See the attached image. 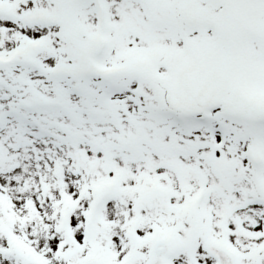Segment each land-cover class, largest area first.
Returning a JSON list of instances; mask_svg holds the SVG:
<instances>
[{
	"label": "snow or ice",
	"instance_id": "1",
	"mask_svg": "<svg viewBox=\"0 0 264 264\" xmlns=\"http://www.w3.org/2000/svg\"><path fill=\"white\" fill-rule=\"evenodd\" d=\"M0 264H264V0H0Z\"/></svg>",
	"mask_w": 264,
	"mask_h": 264
}]
</instances>
